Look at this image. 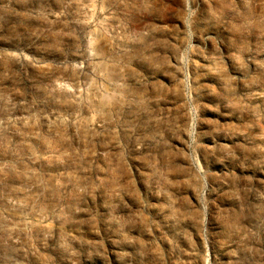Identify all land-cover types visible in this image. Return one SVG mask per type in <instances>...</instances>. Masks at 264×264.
I'll use <instances>...</instances> for the list:
<instances>
[{
	"label": "rangeland",
	"instance_id": "374dc122",
	"mask_svg": "<svg viewBox=\"0 0 264 264\" xmlns=\"http://www.w3.org/2000/svg\"><path fill=\"white\" fill-rule=\"evenodd\" d=\"M0 264H264V0H0Z\"/></svg>",
	"mask_w": 264,
	"mask_h": 264
}]
</instances>
